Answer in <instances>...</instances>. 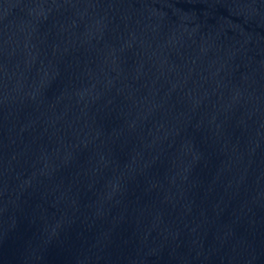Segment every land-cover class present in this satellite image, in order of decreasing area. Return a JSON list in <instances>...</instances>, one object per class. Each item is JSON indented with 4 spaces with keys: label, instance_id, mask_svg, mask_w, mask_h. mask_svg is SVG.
I'll return each mask as SVG.
<instances>
[{
    "label": "water",
    "instance_id": "water-1",
    "mask_svg": "<svg viewBox=\"0 0 264 264\" xmlns=\"http://www.w3.org/2000/svg\"><path fill=\"white\" fill-rule=\"evenodd\" d=\"M0 264H264V0H0Z\"/></svg>",
    "mask_w": 264,
    "mask_h": 264
}]
</instances>
